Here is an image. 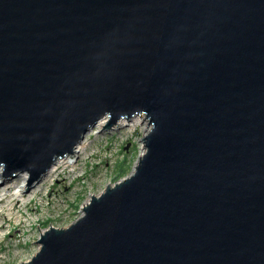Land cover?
<instances>
[{
	"label": "water",
	"instance_id": "95a60500",
	"mask_svg": "<svg viewBox=\"0 0 264 264\" xmlns=\"http://www.w3.org/2000/svg\"><path fill=\"white\" fill-rule=\"evenodd\" d=\"M141 114L132 172L19 264H264V0H0L4 176Z\"/></svg>",
	"mask_w": 264,
	"mask_h": 264
},
{
	"label": "rangeland",
	"instance_id": "374dc122",
	"mask_svg": "<svg viewBox=\"0 0 264 264\" xmlns=\"http://www.w3.org/2000/svg\"><path fill=\"white\" fill-rule=\"evenodd\" d=\"M102 127L95 125L86 132L87 145L75 164L59 167L30 187L27 171L25 201L16 202L20 197L13 195L15 186L22 183L21 173L8 178L0 172V194L4 193L0 197V264L28 260L38 249L41 230L49 225L67 226L81 214L91 194L132 172L142 153L146 126L138 122L134 127L103 131Z\"/></svg>",
	"mask_w": 264,
	"mask_h": 264
},
{
	"label": "bare ground",
	"instance_id": "6f19581e",
	"mask_svg": "<svg viewBox=\"0 0 264 264\" xmlns=\"http://www.w3.org/2000/svg\"><path fill=\"white\" fill-rule=\"evenodd\" d=\"M142 117H144V119L142 118ZM106 116H103L96 124H92V127L93 126H95V125H98V126H101L102 127V125H103V123H104V121L106 120ZM146 121H147V119H146V117L143 115V114H141V115H135V116H132L131 118H129V119H127V117L126 118H121V119H118V121H115V123H117V124H115V125H112L110 128H108V130L109 129H112L114 126V128H120V127H123V126H125V127H129V126H135L136 125V123H138V122H140V123H142V124H144L146 127H147V125H146ZM147 123H148V121H147ZM145 127V130L144 131H146L147 130V128ZM113 128V129H114ZM104 130V128L102 127V131ZM89 131V130H88ZM86 134V133H85ZM84 134V135H85ZM86 145H87V142L85 141V137L83 136L82 137V139L76 144V146L74 147V149H73V151L70 153V154H68V155H65L64 157H62V158H58L48 169H47V171L43 174V176L42 177H44V178H46L48 175H49V173L51 174L52 172H54V171H56L59 167H61V166H63V167H68L69 165H73V164H75L76 163V161H77V159L76 158H78L79 157V154L81 153V152H83L84 150H85V147H86ZM141 149H143V148H141ZM143 151V150H142ZM142 154V153H141ZM140 156V155H139ZM74 159V160H73ZM27 171H24V172H21V180H22V183L21 184H19V185H16L15 186V190H14V192H13V195L16 197V198H18V197H20V199L19 200H17L16 202H19V201H25L26 200V198L25 197H23L24 196V187H25V182H26V180H27ZM7 177V176H6ZM17 177H18V174H17ZM4 193H2V194H0V197L3 195ZM10 205L11 204H9V206H8V208H9V210H10ZM8 214H10V212L8 213ZM44 230V229H43ZM43 230H41V232L43 231Z\"/></svg>",
	"mask_w": 264,
	"mask_h": 264
},
{
	"label": "trees",
	"instance_id": "16d2710c",
	"mask_svg": "<svg viewBox=\"0 0 264 264\" xmlns=\"http://www.w3.org/2000/svg\"><path fill=\"white\" fill-rule=\"evenodd\" d=\"M121 169V167L119 168V170Z\"/></svg>",
	"mask_w": 264,
	"mask_h": 264
}]
</instances>
